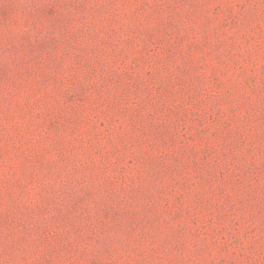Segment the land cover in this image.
Masks as SVG:
<instances>
[{
	"label": "rangeland",
	"instance_id": "obj_1",
	"mask_svg": "<svg viewBox=\"0 0 264 264\" xmlns=\"http://www.w3.org/2000/svg\"><path fill=\"white\" fill-rule=\"evenodd\" d=\"M0 264H264V0H0Z\"/></svg>",
	"mask_w": 264,
	"mask_h": 264
}]
</instances>
